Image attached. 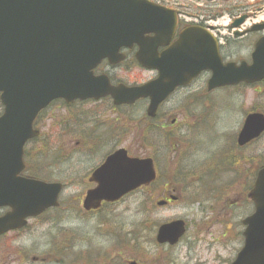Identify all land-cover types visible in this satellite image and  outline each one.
<instances>
[{
    "label": "flooded vegetation",
    "instance_id": "1",
    "mask_svg": "<svg viewBox=\"0 0 264 264\" xmlns=\"http://www.w3.org/2000/svg\"><path fill=\"white\" fill-rule=\"evenodd\" d=\"M149 1L175 12L178 20L168 44L158 47V56L172 50L182 40V34L186 37L185 52L180 57L174 56L169 64L155 61L151 68L138 63L137 47L125 50V62H104L92 70L93 77L103 81L104 86L99 90L141 87L158 81L164 73L170 80L191 74L189 70L174 68L175 64H234L237 69L264 64V20L253 21L251 7L243 0ZM243 17L244 21L238 25ZM221 20H228L229 24H222ZM260 43L263 49L254 60ZM216 55L220 57L219 62L215 60ZM161 66H169V69L164 72ZM212 76L211 71L200 72L156 107L149 96L131 104H117L112 95L78 99L72 104L62 99L54 101L34 123L38 137L27 143L24 155L25 177L60 185L58 205L29 222L46 229L47 242L40 249L34 244L31 248L18 246L22 235L25 239H34L30 225L2 237L0 264L10 256L12 263L8 264H204L199 258L201 227H197L191 242L184 244L190 227V222L184 220L183 239L177 245L161 244L157 240L159 230L173 220L123 221L117 212L123 211L122 204L133 200L144 214L181 203L187 210L214 213L219 209L215 205L223 202V196L231 187H241L246 180L240 195L254 187L264 167V153L254 154L253 150L264 149V130L254 137L241 136V133L250 115L264 117V75L252 81L245 77L235 84L210 89ZM228 111L234 128L230 132H218L221 116ZM214 137L219 140L211 141ZM127 142L131 143L129 149ZM205 145L218 146V150L205 157L206 162L197 169L178 173L183 193L170 187L174 184L169 183L165 161H171L170 165L174 159L178 164L189 162L195 159L192 149L202 154ZM121 150H126L131 158L150 157L154 161L157 179L151 191L158 192L162 183L160 196L156 194L152 199L143 193L142 204L140 196L144 190H138L118 201L102 200L97 205L92 202L95 207L86 208L85 201L90 194L100 190L107 160ZM117 170V164L109 169L113 172L111 175ZM56 173L60 178H55ZM226 175L231 176L233 182L222 185L221 179ZM187 194H193L190 203ZM199 225L206 227L207 224L200 221ZM215 245L220 246L221 251L219 241L209 242L208 250ZM235 252L234 257L238 254L237 250ZM32 253L37 256L30 260ZM212 260L221 264L217 254Z\"/></svg>",
    "mask_w": 264,
    "mask_h": 264
},
{
    "label": "water",
    "instance_id": "2",
    "mask_svg": "<svg viewBox=\"0 0 264 264\" xmlns=\"http://www.w3.org/2000/svg\"><path fill=\"white\" fill-rule=\"evenodd\" d=\"M175 28V14L146 0H0V102L4 108L0 117V208L11 209L0 217V236L22 229L29 218L57 206L60 185L21 176L24 146L37 135L33 123L54 100L71 104L77 99L112 95L117 104H129L156 91L161 96L152 98L160 102L203 70L214 72L212 88L246 79L235 77L231 67L222 64H175L174 68L191 74L170 80L164 73L142 88L99 90L103 81L94 78L92 70L104 60L122 62L124 48L138 46L137 60L151 68L155 61L169 64L174 54L185 51L181 41L174 52L156 57L157 48L166 45ZM262 49L260 43L255 60ZM159 68L166 72L169 66ZM256 68L259 75L264 73V64H256ZM262 129L264 118L252 115L243 135L256 136ZM116 164L118 170L111 175L109 169ZM104 168L100 190L90 194L86 208L102 200L118 201L155 179L152 160L130 159L123 150L110 157ZM249 198L256 212L243 221L245 243L233 264H264V169ZM184 233L185 223L175 221L161 228L158 240L176 244Z\"/></svg>",
    "mask_w": 264,
    "mask_h": 264
},
{
    "label": "rangeland",
    "instance_id": "3",
    "mask_svg": "<svg viewBox=\"0 0 264 264\" xmlns=\"http://www.w3.org/2000/svg\"><path fill=\"white\" fill-rule=\"evenodd\" d=\"M258 2H260V4H258ZM244 3L250 5L251 17L253 18V21L259 22L261 20H264V0H245ZM220 22L222 24L224 23L229 24L228 20H221ZM233 126L234 123L230 117L229 111L223 113L221 116L220 129L218 132L221 131L225 133L230 132L234 128ZM227 128L229 130H227ZM217 140H219L217 137L211 139V141H217ZM130 145L131 143L127 142L126 147L129 149ZM204 149L205 150L202 154H200L196 149H192L191 154L192 157H194L195 159L186 163L182 162L181 164H178L177 160L174 159L173 164L170 165L169 163L171 161L169 162L165 161L166 163L165 167L168 168L169 170V183L172 182L174 184V186L170 184V187L178 188L180 190V193H183L182 185H181V177L179 176L178 173L180 172L185 173L186 170L193 171L197 169L199 166H201L203 163L206 162L204 159L205 157H207L210 153H213L218 150V146L205 145ZM181 151H182L181 148H179L178 153L180 154ZM253 152L254 154L255 153L261 154L264 153V149H254ZM164 169L165 168H163V171ZM45 173L49 175L48 172ZM56 176L57 177L55 178H60L58 173H56ZM55 178H51V180ZM231 179H232L231 176L226 175L225 179H221V184L224 185L227 183V181H230ZM245 183H243L241 187H243ZM160 186L162 188L158 190L157 194H160V191L164 188V186H162V183L160 184ZM241 187L240 186L231 187L230 190H228V192L223 196L224 197L223 202H220L217 205H215L218 206L219 209L215 210L214 213L202 212L199 209L187 210L186 208H184V205H181L183 203H181L169 209L159 208L155 213L144 214L143 212H140L138 203L134 202L133 200H130L129 203L121 205L123 207L121 210L123 211H118L117 214L120 215L123 221H131V222H135V221L139 222L144 220L162 221V222H167L174 219L186 220L190 222V227H189V233L186 237L184 244L191 242L192 238L197 233V227H201L202 229V233L198 235V240L201 241L199 245V251H200L199 254L201 255V257L199 256V258L201 263L216 264L213 263L212 258L214 254H217L221 258L220 260L221 264H227V262H229L234 257L236 253L235 251L238 248H240L241 242L240 241L237 242V240H235L234 238L236 237V234H238V231L240 229L238 223L244 217L249 216L252 213V207L246 209L242 208L241 210L236 211V209L238 208L231 205V203L233 202H239V205L242 202L241 199L238 198L240 196ZM168 189L171 190L170 188ZM192 195L193 194H187L189 203L193 199ZM152 199H154V196L152 197ZM204 205H210V204L205 203ZM225 206L228 208H226ZM53 214L54 213H52L51 216H53ZM200 221H202L203 224L206 223L207 224L206 227L204 225L203 226L199 225ZM30 226H31L30 230L34 231V239L28 240L23 238L22 235V239L20 240L18 246L20 247L27 246V248H31V246L34 244L37 248L40 249L47 242V239L44 237V231H46V229L38 228L34 224H30ZM208 226H210L211 228H208ZM241 230H243L242 227ZM49 240H50V236H49ZM213 241H219L221 245V251H219L220 246L217 245L213 246L211 250H208V243ZM5 243L8 244L9 247L11 246V243L8 242ZM182 253H185V250H182ZM14 255L15 254H13L12 257L13 259L16 258V255L15 256ZM35 256L33 254V256L30 257V260ZM10 258L11 256L7 258V261L4 262V264H8L10 262L12 263V260Z\"/></svg>",
    "mask_w": 264,
    "mask_h": 264
},
{
    "label": "trees",
    "instance_id": "4",
    "mask_svg": "<svg viewBox=\"0 0 264 264\" xmlns=\"http://www.w3.org/2000/svg\"><path fill=\"white\" fill-rule=\"evenodd\" d=\"M1 108H2V107H1V105H0V113H1ZM244 197H245V196H244Z\"/></svg>",
    "mask_w": 264,
    "mask_h": 264
}]
</instances>
